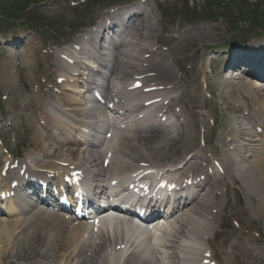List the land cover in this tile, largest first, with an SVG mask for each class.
Instances as JSON below:
<instances>
[{"label": "bare ground", "instance_id": "6f19581e", "mask_svg": "<svg viewBox=\"0 0 264 264\" xmlns=\"http://www.w3.org/2000/svg\"><path fill=\"white\" fill-rule=\"evenodd\" d=\"M141 1L139 9L134 5L127 7L128 20L121 41L114 45L107 82L111 80L112 86L119 84L123 87L126 82L131 81L132 84L144 78L139 89L143 94L159 100L163 98L161 101L168 100L166 105L156 108L153 115L147 116L151 121L146 123L155 127L159 124L155 115L170 114L166 118L167 128H145L143 131L135 127L128 128L125 130L127 132L122 130L107 142L100 140L90 149L74 148L78 145L76 139L80 137L76 130L79 124L86 119L85 123L92 127L100 114L95 109L84 108L74 89L85 73L79 71L71 79L66 75L71 76L72 71L64 70L58 63L54 72L60 73L57 77L65 79L52 91L45 85L46 80L40 79V74L31 73L38 60L31 51L24 52L26 47H23L20 49L23 73L18 80L12 77V63L0 67V84L8 95L7 106L19 117L25 114L29 130L23 140L28 147L23 164L27 172L32 171L43 178L47 177L48 172L54 173L57 178L59 175H71L68 171L76 168L95 187L101 188L144 164L168 162L172 165L171 172L179 176L180 180L191 178L196 181L205 174V181H196L201 184V190L192 191L193 195L186 198L182 208L171 216L173 225L162 245L168 253L166 264H196L203 253L200 251L195 257L180 255V242L184 245L191 243L195 247L205 243L212 247L220 235L222 264H264V148L258 144L255 136L257 128H264V39L249 45L246 52L251 55L241 56L240 51L231 48L223 61L235 66L233 72L226 78H217L211 84L208 77L200 73V69L198 72L191 67L190 71H186L182 63L191 61L195 64L200 59L201 49L197 45L201 44L203 48L215 45L204 42L222 37L223 34L217 33L218 26L197 23V19L164 18L176 14L168 10L167 4L162 6L165 15L160 14L158 18L155 10V7L160 8L158 2L152 4L150 0ZM231 1L233 3L234 0ZM243 3L248 6V3L253 2L243 0ZM156 25L161 27L165 36L157 34ZM81 38L89 42L92 36L87 33ZM153 41L155 44H164L169 55L178 54L182 57L174 60L168 54L164 56L156 51ZM82 49L79 48L80 51ZM91 49L94 50V46ZM249 50L252 52L249 53ZM85 53L92 55L90 51ZM232 56L242 62L233 61ZM170 61L181 72L179 76L167 66ZM77 64L76 67L80 66ZM64 67L70 69L66 65ZM210 67L217 71L222 65L213 59ZM109 86L108 82L107 88ZM153 86L154 90H147ZM30 89L36 91L24 97V93H30ZM206 91L220 99L224 110L242 116H239L240 119L233 115L221 119L220 125L223 124L225 128L222 127L224 132L216 143L211 141L210 135L215 130L207 127L209 138L200 147L197 137L201 136V131H197V123L200 128L206 126L203 112L194 109L208 108L206 101L200 100L202 92ZM174 92H177L176 96L171 95ZM127 94L122 88L112 90L110 102L117 101L109 109L112 117L118 111L123 115L129 113L121 101ZM137 107L141 108L139 105ZM106 117L108 119V115ZM141 125L146 127L145 124ZM104 142L106 144L103 146ZM9 157L1 158L6 162ZM214 161L223 172L213 171L209 176L205 173L206 167H213L210 164ZM40 169L43 170L41 173L36 172ZM24 179L26 185L31 184L29 178ZM31 190L29 193L33 195L35 189ZM240 199L244 202L240 203ZM9 204H18L20 207L7 209L6 216L21 217L0 219V233L7 231L5 238L0 235V264L3 260H6V264L12 263L8 258L20 260L22 264H117L108 251L118 253L116 246L120 247L130 239L128 247L131 251L123 264H161L158 252L154 249L144 251L135 247L138 237L134 227L127 222L121 227L118 225L117 229H111L110 237L104 231L88 236L90 222L73 223L70 218L45 211L37 205L27 207L22 198ZM230 221H236L238 228H228ZM160 229L158 231H166V225L163 224ZM252 231H256L257 235ZM144 253H148L149 258Z\"/></svg>", "mask_w": 264, "mask_h": 264}, {"label": "rangeland", "instance_id": "374dc122", "mask_svg": "<svg viewBox=\"0 0 264 264\" xmlns=\"http://www.w3.org/2000/svg\"><path fill=\"white\" fill-rule=\"evenodd\" d=\"M30 1L37 3V5H35L37 7L34 9L32 15L34 20L25 19L24 21H18V18L12 17L10 21H6L5 18L0 17V40L6 36L3 35V33L9 34L17 31L19 32V30L24 33V30H28L27 33L24 34H30L32 36L31 39L36 44H38L37 41L42 38H44V40L41 41L46 43H57L61 40H66V38L70 40L71 43H74L76 42V37H74L76 34H74L73 31L78 23L86 24L92 22L96 15L95 12L97 7H102L103 5L107 7L111 3L123 0H28L27 3ZM249 1L253 3H248V6H245L243 0H234L233 3H231V0H228V2L225 0H165V2L159 6L158 18H160V14L165 15L162 13V6L167 4L168 10L170 12L174 11L176 14L171 16L166 15L164 18L179 17L190 21L197 19L195 21L197 23H208L218 26L217 33L223 34L222 37L220 39L217 38L215 41L209 40L204 42L205 44H215V48L211 47L214 51L203 48L201 44L197 45V48L201 49L199 52L200 59L194 64L196 66L195 70L199 71L200 69L202 73L208 77L210 83L214 84L218 75L209 68L211 59L214 58V62L222 64V61L226 57L225 53L229 51L231 46H235L236 48L240 46L243 47L244 45L249 46L251 40L257 36H261V33H264V2L263 0H257L259 3H256L254 0ZM25 5L26 3L14 4L10 2V7L15 6V8L12 9V13L19 11ZM203 18L204 20H202ZM2 19H4V21H2ZM48 25L52 27V30ZM49 36H51V38ZM68 40H66V42H69ZM156 50L162 52L164 48L158 47ZM165 53L167 54V51H165ZM7 54L8 52L6 50L0 48V60L6 58ZM181 57L182 56L178 54L169 55V58L174 60ZM190 65L191 63L187 61L184 63V69L188 71ZM171 69L175 71V68L171 67ZM16 71L17 67L15 66V74ZM222 73L223 71H221L220 74ZM3 93L4 91L2 92L0 90V99H3ZM208 97L209 95L207 92H202L200 100L205 101L209 99ZM215 99V115L218 117L222 107L220 105V100L218 98ZM4 108H6L5 103L3 100H0V109L3 110ZM207 113L209 115V111L206 110L204 120L206 125L209 126L208 117H206ZM8 123L9 118H6V121L0 124V130L3 131V128L6 127ZM219 129L220 128H217L213 134L214 140L217 137ZM198 130L199 128L197 131ZM21 133V126L15 121L12 130L7 132L6 136L11 140L13 137H19ZM19 153L22 154L20 151L18 154Z\"/></svg>", "mask_w": 264, "mask_h": 264}]
</instances>
